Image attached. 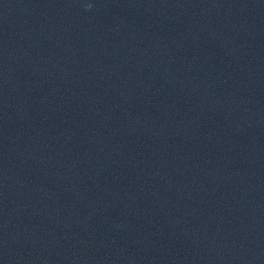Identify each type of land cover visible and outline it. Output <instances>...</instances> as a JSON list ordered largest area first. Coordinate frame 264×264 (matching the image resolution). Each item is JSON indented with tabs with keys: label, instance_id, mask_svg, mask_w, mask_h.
I'll return each mask as SVG.
<instances>
[{
	"label": "water",
	"instance_id": "1",
	"mask_svg": "<svg viewBox=\"0 0 264 264\" xmlns=\"http://www.w3.org/2000/svg\"><path fill=\"white\" fill-rule=\"evenodd\" d=\"M0 264H264V0L1 2Z\"/></svg>",
	"mask_w": 264,
	"mask_h": 264
},
{
	"label": "clouds",
	"instance_id": "2",
	"mask_svg": "<svg viewBox=\"0 0 264 264\" xmlns=\"http://www.w3.org/2000/svg\"><path fill=\"white\" fill-rule=\"evenodd\" d=\"M88 7H91L90 5Z\"/></svg>",
	"mask_w": 264,
	"mask_h": 264
}]
</instances>
